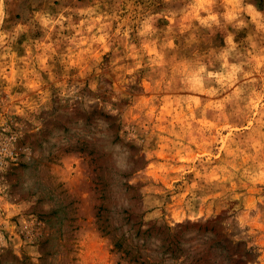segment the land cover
<instances>
[{"label":"rangeland","instance_id":"1","mask_svg":"<svg viewBox=\"0 0 264 264\" xmlns=\"http://www.w3.org/2000/svg\"><path fill=\"white\" fill-rule=\"evenodd\" d=\"M12 1L0 264H127L101 231L126 212L214 229L163 264H264V0Z\"/></svg>","mask_w":264,"mask_h":264},{"label":"trees","instance_id":"2","mask_svg":"<svg viewBox=\"0 0 264 264\" xmlns=\"http://www.w3.org/2000/svg\"><path fill=\"white\" fill-rule=\"evenodd\" d=\"M127 189H131L130 186H127ZM133 199L140 200V197L133 195ZM104 211L103 209L100 210ZM127 216L125 217L126 223L131 222V226L127 229L126 233L117 234L116 231L108 230V226L102 227L101 231L105 236H108L111 240L112 251L118 254L119 259L126 262L127 264H163L166 260H180L178 253H182L181 246L183 233L188 229H196L197 232L203 230V233H211L214 232V229H208L207 225L209 223H205V225H201L198 223H187V224H178L173 229L167 225L157 226L154 223L147 226L145 230L142 231V227L146 224L140 219L139 221H133L134 216L130 212H126ZM213 227V226H212ZM134 230V236L131 237V241L128 239V233ZM218 233H214L212 236H218ZM143 237V239H139L136 243L133 241L137 238ZM158 240L159 248L162 249L161 258L159 260H153L151 257L145 255V246L147 240ZM141 242V243H139ZM219 242L216 243V245ZM228 243H225L222 246L225 250ZM213 247V245H212ZM178 255V256H177ZM239 257V256H238ZM247 255L244 259H247ZM244 259L233 258L230 253H228L227 263L228 264H244ZM182 262L181 264H183ZM188 264H201L200 259H193Z\"/></svg>","mask_w":264,"mask_h":264},{"label":"crops","instance_id":"3","mask_svg":"<svg viewBox=\"0 0 264 264\" xmlns=\"http://www.w3.org/2000/svg\"><path fill=\"white\" fill-rule=\"evenodd\" d=\"M13 1L12 0H3V5H4V11L6 14H13L16 7H12Z\"/></svg>","mask_w":264,"mask_h":264},{"label":"clouds","instance_id":"4","mask_svg":"<svg viewBox=\"0 0 264 264\" xmlns=\"http://www.w3.org/2000/svg\"><path fill=\"white\" fill-rule=\"evenodd\" d=\"M3 3V0H0V4H2ZM3 14H2V12H0V16H2Z\"/></svg>","mask_w":264,"mask_h":264}]
</instances>
